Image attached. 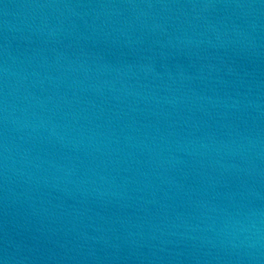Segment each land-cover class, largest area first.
<instances>
[{
	"label": "water",
	"instance_id": "1",
	"mask_svg": "<svg viewBox=\"0 0 264 264\" xmlns=\"http://www.w3.org/2000/svg\"><path fill=\"white\" fill-rule=\"evenodd\" d=\"M0 264H264V0H0Z\"/></svg>",
	"mask_w": 264,
	"mask_h": 264
}]
</instances>
